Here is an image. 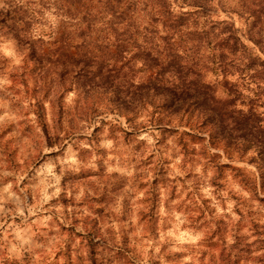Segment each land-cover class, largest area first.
I'll use <instances>...</instances> for the list:
<instances>
[{"label":"clouds","instance_id":"1","mask_svg":"<svg viewBox=\"0 0 264 264\" xmlns=\"http://www.w3.org/2000/svg\"><path fill=\"white\" fill-rule=\"evenodd\" d=\"M0 264H264V0H0Z\"/></svg>","mask_w":264,"mask_h":264}]
</instances>
